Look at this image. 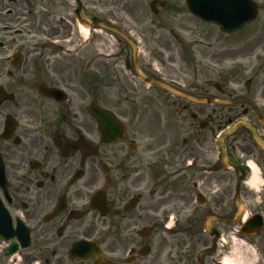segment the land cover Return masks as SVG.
I'll list each match as a JSON object with an SVG mask.
<instances>
[{
	"label": "flooded vegetation",
	"instance_id": "flooded-vegetation-1",
	"mask_svg": "<svg viewBox=\"0 0 264 264\" xmlns=\"http://www.w3.org/2000/svg\"><path fill=\"white\" fill-rule=\"evenodd\" d=\"M261 11L223 35L188 0H0V264H219L233 237L264 264Z\"/></svg>",
	"mask_w": 264,
	"mask_h": 264
},
{
	"label": "water",
	"instance_id": "water-1",
	"mask_svg": "<svg viewBox=\"0 0 264 264\" xmlns=\"http://www.w3.org/2000/svg\"><path fill=\"white\" fill-rule=\"evenodd\" d=\"M192 12L204 22L218 25L223 31H229L227 27L235 24L236 27L230 29V31H234L255 19L256 6L250 0H203V4L197 9H193ZM145 82L159 85L146 79ZM161 87L163 86L161 85ZM100 117L105 118V113L99 115ZM99 118L97 120L100 123ZM237 127L228 129L221 136L220 141Z\"/></svg>",
	"mask_w": 264,
	"mask_h": 264
},
{
	"label": "clouds",
	"instance_id": "clouds-1",
	"mask_svg": "<svg viewBox=\"0 0 264 264\" xmlns=\"http://www.w3.org/2000/svg\"><path fill=\"white\" fill-rule=\"evenodd\" d=\"M257 193L262 191V188L257 187L253 189ZM257 202H259V197L257 199ZM238 245H243L245 248L251 250L252 258L245 259V258H234V252L235 248ZM259 259V255L255 252L254 246L248 244L246 241H240L239 238L233 237L232 238V247L229 249V253L227 256L222 258L219 261V264H256V261Z\"/></svg>",
	"mask_w": 264,
	"mask_h": 264
},
{
	"label": "rangeland",
	"instance_id": "rangeland-1",
	"mask_svg": "<svg viewBox=\"0 0 264 264\" xmlns=\"http://www.w3.org/2000/svg\"><path fill=\"white\" fill-rule=\"evenodd\" d=\"M257 2V5L259 7V12H258V17L255 21V26H253L252 28H256L257 24L258 23H261V17H262V11H260L261 7L264 3V0H254ZM262 3V4H261ZM148 98L146 97V99H143V102H147ZM139 101H141L139 99ZM141 104V103H140ZM143 109V108H142ZM141 109V110H142ZM143 121H142V129H150V127H152V125L150 124V122L148 123V119H149V116L147 115V111L146 110H142L141 111V117H140ZM152 136H153V141H152V144H154L155 146H158L159 144L161 145L163 143V138L165 136V134H167V130L164 131L163 133L162 132H159L158 130L154 129L152 130ZM255 187H259V185H255ZM227 243V242H226Z\"/></svg>",
	"mask_w": 264,
	"mask_h": 264
},
{
	"label": "bare ground",
	"instance_id": "bare-ground-1",
	"mask_svg": "<svg viewBox=\"0 0 264 264\" xmlns=\"http://www.w3.org/2000/svg\"><path fill=\"white\" fill-rule=\"evenodd\" d=\"M256 181V175H253V178L251 180V184H254ZM244 251L242 250V248L240 246H238L236 249H235V252H234V255H235V258H243L244 257Z\"/></svg>",
	"mask_w": 264,
	"mask_h": 264
}]
</instances>
